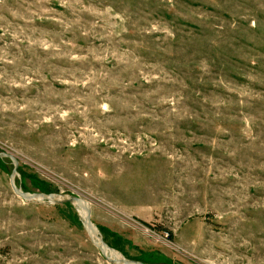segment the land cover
<instances>
[{
  "label": "rangeland",
  "instance_id": "rangeland-1",
  "mask_svg": "<svg viewBox=\"0 0 264 264\" xmlns=\"http://www.w3.org/2000/svg\"><path fill=\"white\" fill-rule=\"evenodd\" d=\"M0 152L126 258L264 264V0H0ZM11 170L0 264H108Z\"/></svg>",
  "mask_w": 264,
  "mask_h": 264
},
{
  "label": "water",
  "instance_id": "water-1",
  "mask_svg": "<svg viewBox=\"0 0 264 264\" xmlns=\"http://www.w3.org/2000/svg\"><path fill=\"white\" fill-rule=\"evenodd\" d=\"M0 160H8L12 166L9 174V186L12 193L22 202L28 205L40 207H57L60 205H70L76 213L81 227L85 231L90 244L98 251L102 259L108 264H147L141 261L126 258L119 251L110 247L103 239V235L98 227L91 220V204L73 194L62 193H30L21 189L17 185L16 179L19 177L17 173L18 160L8 152H0Z\"/></svg>",
  "mask_w": 264,
  "mask_h": 264
},
{
  "label": "trees",
  "instance_id": "trees-1",
  "mask_svg": "<svg viewBox=\"0 0 264 264\" xmlns=\"http://www.w3.org/2000/svg\"><path fill=\"white\" fill-rule=\"evenodd\" d=\"M68 205V204H67ZM70 206V205H69ZM71 207V206H70ZM144 226L148 227L147 223L141 222Z\"/></svg>",
  "mask_w": 264,
  "mask_h": 264
}]
</instances>
